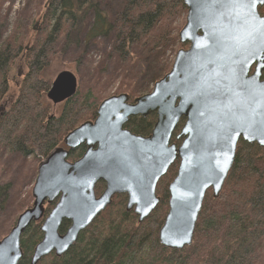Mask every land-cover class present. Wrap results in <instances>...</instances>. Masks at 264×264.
Instances as JSON below:
<instances>
[{
	"label": "water",
	"instance_id": "water-1",
	"mask_svg": "<svg viewBox=\"0 0 264 264\" xmlns=\"http://www.w3.org/2000/svg\"><path fill=\"white\" fill-rule=\"evenodd\" d=\"M182 1L187 17L179 42L189 48L178 51L171 71L151 93L132 103L127 94L104 100L94 122L70 132L65 147L55 149L38 165L33 205L0 240V264L20 262L22 236L43 218L45 204L55 201L41 226L43 239L34 249L31 264L52 253L64 256L115 196L126 195V211L134 212L142 223L159 205L158 183L177 160L180 166L169 187V212L159 241L166 249L181 251L193 243L208 191L214 199L220 197L239 142L264 148V125L258 115L264 113V54L251 55L260 37L255 36V43L248 37L258 23L245 17L241 8H224L218 0ZM260 8L264 4L255 11L264 18ZM214 37L224 39L228 50ZM77 91L76 75L63 71L47 99L63 104ZM152 114H157V122L151 136L134 135L125 128L131 118ZM183 118L185 125L177 139L184 140L177 148L171 139ZM81 146L86 147L85 154L69 162V152ZM101 182L105 191L97 197L95 189ZM63 221L71 226L61 235Z\"/></svg>",
	"mask_w": 264,
	"mask_h": 264
},
{
	"label": "trees",
	"instance_id": "trees-1",
	"mask_svg": "<svg viewBox=\"0 0 264 264\" xmlns=\"http://www.w3.org/2000/svg\"><path fill=\"white\" fill-rule=\"evenodd\" d=\"M44 1H30L28 13L16 20L11 34L5 38L0 36V107L8 91L13 63L21 57L28 68L19 84L15 103L9 111L0 113V165L7 157L24 163L27 159L36 165L41 163L52 151L64 147V139L70 132L96 120L102 101L98 95L104 88L112 87L114 81L121 88L126 85L133 87L130 90L136 88L131 83L133 78L123 72L104 77L105 62L82 61L81 54L75 55L77 51L107 40L111 43L107 60L122 66L135 55L159 52L177 43L175 25L187 15L182 0H116L115 7L112 0H48L40 17L42 31H36L26 52L24 43L31 33L30 21L36 16L32 6H42ZM260 13L264 14V9ZM184 47L188 46L181 49ZM60 54L71 56L69 60L82 68L77 73L90 89L84 95L77 91L56 117L50 115L46 106L52 83L46 81L44 71ZM173 62L156 64L152 74L154 85L171 71ZM104 82L105 86L101 87ZM124 91L129 90L120 89L115 94ZM156 122V114L133 117L125 128L134 135L149 137ZM184 124L182 119L171 139L178 147L182 140L177 141L176 136ZM85 152L86 147L81 146L69 152L68 160L75 162ZM179 165L177 160L158 183L156 193L160 203L142 223L134 212L126 211L127 196H115L111 206L81 232L64 256L58 258L51 254L39 264H264V148L239 142L220 197L214 199L211 191L206 194L193 243L181 251L166 249L159 241V232L169 212V187ZM35 173L28 169L23 180L35 177ZM4 177L0 173V218L8 217L10 210L11 217L8 223L0 221V240L16 225L18 215L32 206L31 194L15 197L18 185L13 187L10 179L1 182ZM104 190L105 184L98 183L96 196H101ZM55 205L56 202L46 205L43 218L22 236L23 256L18 264H31L34 249L43 239L41 226ZM70 226V222L64 221L60 234L64 235Z\"/></svg>",
	"mask_w": 264,
	"mask_h": 264
},
{
	"label": "rangeland",
	"instance_id": "rangeland-1",
	"mask_svg": "<svg viewBox=\"0 0 264 264\" xmlns=\"http://www.w3.org/2000/svg\"><path fill=\"white\" fill-rule=\"evenodd\" d=\"M30 1L31 3H35L34 0H0V36H3V38H5L11 34L16 20L18 18L20 19L21 17H23L24 13H28L27 7L30 4ZM47 1L48 0H45L42 6H38V5L32 6V10H34L33 13H35L36 16L30 21L29 29L31 33L26 39V42L24 43L26 52L29 51V48L31 46L30 40L32 38L34 39V36L39 29L42 31L41 28L42 21L40 17L41 14L43 13V9L47 4ZM116 2H117L116 0H112L113 7H115V4H117ZM186 17L187 15L182 20L178 21L175 25L176 27L175 37H177L178 39L177 43H174L172 46L165 48L159 52H154V53L147 52L146 54L143 55H135V57L131 62H127L126 64L122 65L125 66L123 70H121L122 66L117 64L114 60L111 62L107 60V57L111 52V43L107 40H99L97 43L87 46L84 50L76 52L77 54L75 55L81 54L80 60L82 61L94 60L95 63L105 62L106 70H105V74H103L104 77H110V76L114 77V75H116L119 71L120 73L123 72L125 75L129 76L130 78H133V81L131 83L132 85L133 84L136 85V88H134L133 90H130L131 88H133L130 85H126L125 87L121 88V85L118 81H114L112 83L113 85L112 87L104 88L105 93L101 91L100 93L102 94L98 95V97L102 99L100 104L103 102V100L108 99L109 95L110 97L118 96L115 93L120 91V89L129 90L128 92L124 91V93L122 94H127L132 101L137 97L150 93L153 90L154 84H153L152 74H153V70L156 67V64L163 63L166 60L174 61L177 52L181 50V46H186V45H181L179 42V33L183 29L186 23ZM177 44H179L180 47ZM187 46L188 47H184V50L189 48V45ZM70 58L71 56L69 57L61 54L55 56L51 60L49 66L44 71V77L46 81L48 82L51 81V83H53V81L56 79L59 73L63 71H70L77 76L78 91H81L82 94L84 95L86 94L87 90L90 88L87 86L84 80L81 81V77L77 73V70L82 68H78L75 65V63H72L69 60ZM80 67H82V64H80ZM27 73H28V68L25 59L18 57V59L13 63L11 67V73L8 83V91L2 100L0 113L2 111H9L11 109L19 94V84L21 83L23 78L27 75ZM104 77L102 78L103 80H105ZM104 86H105V82L102 83L101 87ZM104 95L106 96L104 97ZM63 105L64 104L54 105L48 99L46 101V106L50 109L51 116L59 117L62 112ZM27 160L28 161L24 163L23 160L18 161L17 159H15V157H7L3 159L0 165V173H4L5 175L4 178H1V182L10 179V183H13L14 185L13 187H15L16 185H18L19 187L14 192L15 197L20 195V198H24L29 193L31 194L32 197V188L34 186V183L38 175V165L40 163L36 165L35 161L30 159ZM34 168H36L37 170L36 173L34 172ZM28 169H30L31 173H35L36 175L35 177H32L28 180H23L24 175L27 174ZM33 202L34 199L32 197L31 205H33ZM21 214H19L18 217ZM10 217H11V210L9 212V216L8 217H6V215L3 216V218H0V221L6 220V223H8L10 222Z\"/></svg>",
	"mask_w": 264,
	"mask_h": 264
},
{
	"label": "snow or ice",
	"instance_id": "snow-or-ice-1",
	"mask_svg": "<svg viewBox=\"0 0 264 264\" xmlns=\"http://www.w3.org/2000/svg\"><path fill=\"white\" fill-rule=\"evenodd\" d=\"M218 2H220L221 6L224 8L239 7L244 10L245 17L256 20L259 28L254 31H249L248 37L251 38V43H255V36L259 35L260 43L251 49V55L257 56L264 54V18H261L258 12L255 11L259 5L264 4V0H218ZM245 22L247 23L248 20L246 19ZM215 39L220 47L224 48L225 51L228 50V45L225 43L224 39ZM232 39L236 41L237 45L240 44V41L236 37H232ZM261 87L264 89V86ZM258 115L260 116V123L264 125V113H258Z\"/></svg>",
	"mask_w": 264,
	"mask_h": 264
},
{
	"label": "flooded vegetation",
	"instance_id": "flooded-vegetation-1",
	"mask_svg": "<svg viewBox=\"0 0 264 264\" xmlns=\"http://www.w3.org/2000/svg\"><path fill=\"white\" fill-rule=\"evenodd\" d=\"M263 80H264V74H263V76H262V81H263ZM54 203H55V202H54ZM46 205H47V204H46ZM51 205H52V204H51ZM63 222H64V221H63ZM70 224H71V223H70ZM74 245H75V244H74ZM74 245H73V246H74ZM73 246H72V247H73ZM52 254H54V253H52ZM40 262H41V261H40ZM40 262H39V263H40ZM39 263H38V264H39Z\"/></svg>",
	"mask_w": 264,
	"mask_h": 264
}]
</instances>
